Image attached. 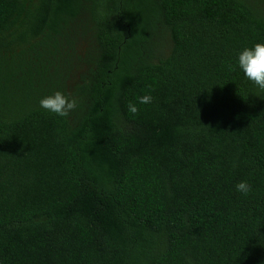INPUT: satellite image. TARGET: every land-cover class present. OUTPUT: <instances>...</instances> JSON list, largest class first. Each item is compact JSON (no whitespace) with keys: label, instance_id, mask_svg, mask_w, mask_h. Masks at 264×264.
I'll list each match as a JSON object with an SVG mask.
<instances>
[{"label":"trees","instance_id":"16d2710c","mask_svg":"<svg viewBox=\"0 0 264 264\" xmlns=\"http://www.w3.org/2000/svg\"><path fill=\"white\" fill-rule=\"evenodd\" d=\"M260 41L264 0H0V264H264Z\"/></svg>","mask_w":264,"mask_h":264},{"label":"clouds","instance_id":"9594fccd","mask_svg":"<svg viewBox=\"0 0 264 264\" xmlns=\"http://www.w3.org/2000/svg\"><path fill=\"white\" fill-rule=\"evenodd\" d=\"M235 68L250 81L258 90L264 91V41L253 43L251 46H244L235 54ZM152 96L145 94L138 98L139 104H149ZM41 109L59 117H67L71 111L77 108L78 101L70 97L62 90H55L38 100ZM127 110L132 115L138 112L136 104L129 102ZM235 191L243 196L252 190L251 185L245 181H238L234 185Z\"/></svg>","mask_w":264,"mask_h":264},{"label":"rangeland","instance_id":"374dc122","mask_svg":"<svg viewBox=\"0 0 264 264\" xmlns=\"http://www.w3.org/2000/svg\"><path fill=\"white\" fill-rule=\"evenodd\" d=\"M83 48V47H82Z\"/></svg>","mask_w":264,"mask_h":264}]
</instances>
